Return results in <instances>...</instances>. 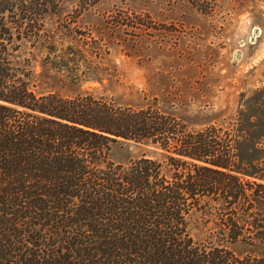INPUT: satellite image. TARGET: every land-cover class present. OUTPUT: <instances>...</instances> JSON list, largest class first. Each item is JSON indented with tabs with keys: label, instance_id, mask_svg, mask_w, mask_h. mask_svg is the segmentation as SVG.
<instances>
[{
	"label": "trees",
	"instance_id": "1",
	"mask_svg": "<svg viewBox=\"0 0 264 264\" xmlns=\"http://www.w3.org/2000/svg\"><path fill=\"white\" fill-rule=\"evenodd\" d=\"M186 1L211 14L219 0ZM62 2L0 0V264H264L230 248L254 232L235 205L249 214L264 197V184L238 176L235 136L189 129L156 104L36 91L28 48L42 45L54 79L90 73L79 67L82 49L45 29ZM75 2L82 12L100 0ZM125 141L156 145L165 160H113ZM195 218L214 222L205 241L191 234ZM253 226L262 238L264 227Z\"/></svg>",
	"mask_w": 264,
	"mask_h": 264
},
{
	"label": "rangeland",
	"instance_id": "2",
	"mask_svg": "<svg viewBox=\"0 0 264 264\" xmlns=\"http://www.w3.org/2000/svg\"><path fill=\"white\" fill-rule=\"evenodd\" d=\"M212 6L211 14H202L186 0H100L77 12L75 0H63L45 29L54 42L82 49L79 67L90 73L78 83L52 78L43 72L45 52L37 45L28 48L35 89L89 92L134 107L156 104L182 117L189 129L222 128L236 138L240 180L264 184V0H219ZM165 155L149 142L125 141L111 158L164 161ZM253 200L249 214L241 202L235 206L239 224L254 232L230 248L239 256L264 257V235L253 226L264 227V197ZM196 219L191 234L205 241L214 222Z\"/></svg>",
	"mask_w": 264,
	"mask_h": 264
},
{
	"label": "water",
	"instance_id": "3",
	"mask_svg": "<svg viewBox=\"0 0 264 264\" xmlns=\"http://www.w3.org/2000/svg\"><path fill=\"white\" fill-rule=\"evenodd\" d=\"M238 55V54H237Z\"/></svg>",
	"mask_w": 264,
	"mask_h": 264
}]
</instances>
